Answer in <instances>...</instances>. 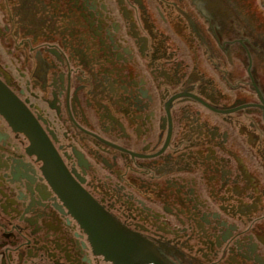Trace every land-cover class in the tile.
<instances>
[{
    "label": "flooded vegetation",
    "instance_id": "af4514ba",
    "mask_svg": "<svg viewBox=\"0 0 264 264\" xmlns=\"http://www.w3.org/2000/svg\"><path fill=\"white\" fill-rule=\"evenodd\" d=\"M0 99V264H264L263 0H0Z\"/></svg>",
    "mask_w": 264,
    "mask_h": 264
},
{
    "label": "water",
    "instance_id": "95a60500",
    "mask_svg": "<svg viewBox=\"0 0 264 264\" xmlns=\"http://www.w3.org/2000/svg\"><path fill=\"white\" fill-rule=\"evenodd\" d=\"M97 221L100 224V225H98L100 228H103V229L105 228V233H110L111 232L113 235L116 236L120 232V229L117 226H115V225H110V228H109V227H106V226H102V221H100V220H97ZM97 232H98V235L100 236L101 235V232H99V231H97ZM120 236H121V234H120ZM109 238H111V237H109ZM112 240H113L114 244L116 245L117 244V237L112 238ZM119 242L120 241H118V243ZM124 244H127L125 239H124ZM127 246L129 248V245L128 244H127Z\"/></svg>",
    "mask_w": 264,
    "mask_h": 264
}]
</instances>
